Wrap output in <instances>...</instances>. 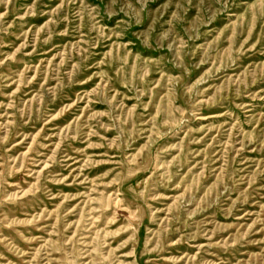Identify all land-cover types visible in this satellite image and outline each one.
I'll return each instance as SVG.
<instances>
[{
    "label": "rangeland",
    "instance_id": "obj_1",
    "mask_svg": "<svg viewBox=\"0 0 264 264\" xmlns=\"http://www.w3.org/2000/svg\"><path fill=\"white\" fill-rule=\"evenodd\" d=\"M0 264H264V0H0Z\"/></svg>",
    "mask_w": 264,
    "mask_h": 264
},
{
    "label": "bare ground",
    "instance_id": "obj_2",
    "mask_svg": "<svg viewBox=\"0 0 264 264\" xmlns=\"http://www.w3.org/2000/svg\"><path fill=\"white\" fill-rule=\"evenodd\" d=\"M173 235H175L176 236V233H173ZM176 248V247H175Z\"/></svg>",
    "mask_w": 264,
    "mask_h": 264
}]
</instances>
